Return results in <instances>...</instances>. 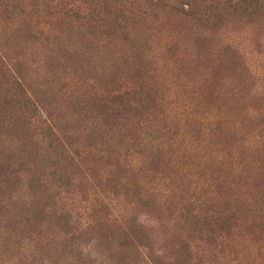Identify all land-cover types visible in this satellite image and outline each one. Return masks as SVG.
I'll return each mask as SVG.
<instances>
[{
    "label": "rangeland",
    "instance_id": "rangeland-1",
    "mask_svg": "<svg viewBox=\"0 0 264 264\" xmlns=\"http://www.w3.org/2000/svg\"><path fill=\"white\" fill-rule=\"evenodd\" d=\"M30 1L20 0L19 4L28 7ZM216 1L225 4L224 0H201L200 4L204 9ZM36 3L40 9L44 1ZM125 3L130 17L138 9L148 16L153 14L146 0ZM262 5L264 9V0ZM2 6L0 10H4ZM41 13L32 22L37 24L33 29L44 34L78 30L80 34L71 37L78 43L84 36L94 37L92 30H98L83 20L59 27L52 17ZM144 18L124 31L125 38L138 33L147 39L145 71L138 81L124 69L115 71L113 80H103L97 67L78 79L77 61L48 53L41 41L16 42L14 55L20 62L17 72L23 76L25 87L37 94V86L48 80L54 88L52 124L62 110L72 113L69 97L90 89L96 91L95 96L110 87L121 94L141 83L158 98V113L147 114V121L139 125L131 120L126 127L124 135L138 138L134 145L131 139H127L128 146L116 138L109 139L111 133L107 131L95 144L81 139L71 145V153L76 146L82 149L76 158L80 164L74 169L75 187L70 195L60 192L57 206L71 214V222L76 221L75 235L80 234V238L75 241L83 248L81 264H110L104 256L107 251L97 247L96 240L86 242L92 208L98 211L96 216L105 215L108 226L125 228L133 220L157 228L158 216L166 219L168 212L179 222L177 213L185 209L195 210L215 223L227 216L233 225L230 234H234L228 239L233 242L223 243H233V247L211 249L210 255L232 259L229 264H264V10L252 15L227 10L224 15H212L205 26L173 13ZM5 19L0 16V33L26 29L17 24L18 20ZM200 35L206 40L203 47L197 42ZM5 52L13 57L0 39L3 58ZM70 122L74 129L76 122ZM150 154L156 155L153 164L148 163ZM117 160L123 162L121 171L115 169ZM136 180L141 195L129 198L128 184ZM148 196L156 198L166 212L159 214L153 206L144 204L142 199ZM0 213L3 215L4 209ZM49 222L41 219L31 224V233L16 244L6 237L7 228L0 221V264H59L53 250L57 251L61 234ZM203 249L209 251L204 245L199 248Z\"/></svg>",
    "mask_w": 264,
    "mask_h": 264
},
{
    "label": "trees",
    "instance_id": "trees-1",
    "mask_svg": "<svg viewBox=\"0 0 264 264\" xmlns=\"http://www.w3.org/2000/svg\"><path fill=\"white\" fill-rule=\"evenodd\" d=\"M43 1L42 7L37 9L36 0H31L28 7H22L20 0H0L4 8L0 10V16L5 17L8 22L18 20L17 24L26 28L0 33V39L13 55L12 57L5 52L3 58L0 54V210L4 209L3 215L0 213V221L7 228L6 237L12 238L16 244L24 241L25 234L31 233L30 225L34 226L38 220L54 223L61 234L57 240L58 249L53 250L56 261L59 264H81L83 248H80L79 241H75L80 238V234L75 235L76 221L71 222V214L57 206L61 202L58 198L60 192L70 195L75 187L74 169L80 164L76 158L82 149L80 145L76 146V150L71 153V145L81 139L95 144L106 131V134L111 133L109 139L116 138L124 146H128L127 139H131L134 141L131 144L134 145L138 138L135 135H124L126 127H130L131 120L137 121L136 124L139 125L140 122L147 121V114L152 112L154 115L157 112L158 98L154 97L153 90H144L141 83L121 94L113 92V87H110L108 91L105 90L106 95L95 96L93 92L96 91L90 89L69 97L72 113L62 110L57 116V122L52 124L51 113L56 110L53 105L54 88L48 80L37 86V94L25 87L23 76L17 72L20 62L15 60L16 42L31 41L32 44H39L41 41L48 53H59L56 57L77 61V73L72 66L70 69L78 79L85 78L86 71L97 67L98 76L103 80H113L115 71L124 69L131 79L138 81L145 71L144 50L147 39L138 33L128 39L124 33L128 27H133L135 21H143L145 16L155 18L161 12L186 16L205 26L210 23L212 15H224L227 10L231 13L243 11L249 15L254 11H262L263 0H224L225 4L216 1L207 8L204 7L205 11L200 4L201 0H146L152 7L153 14L148 16L146 11L138 9L135 15L138 19L127 14L128 5L125 0ZM41 10L46 16L52 17L59 27L83 20L89 27L98 30H92L94 37L84 36L78 43L71 39L74 34H80L81 31L78 30L75 33L73 30H54L51 34H44L41 30H34L37 24L32 22L37 20ZM204 41L206 40L201 35L197 38L202 47L205 45ZM64 110H67L66 107ZM70 119L76 122L74 129L69 124ZM150 156L147 161L153 164L156 155ZM122 167L123 162L117 160L115 169L121 171ZM91 175L95 177V174ZM128 188L129 198L141 195L137 191V180L128 184ZM142 200L144 204L161 212L159 214L166 212L160 208L156 198L148 196ZM96 202L101 206L99 199L96 198ZM136 202L141 204V200ZM92 209V222L85 230L86 242L96 240L95 245L107 251L104 256L110 264L232 262V259L223 255H210L211 249L233 247V243H223L234 235L230 234L233 225L227 216L215 223L198 212L194 213L195 210L185 209L177 213L179 222L168 212L169 217L166 219L158 216L157 228L136 220L125 228L119 224L108 226L105 215L96 216L98 211ZM203 245L209 251L199 250Z\"/></svg>",
    "mask_w": 264,
    "mask_h": 264
}]
</instances>
